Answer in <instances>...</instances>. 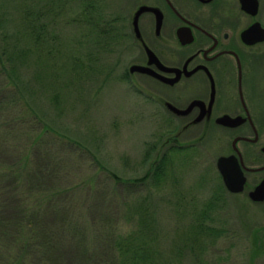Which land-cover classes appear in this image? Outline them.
<instances>
[{"label": "rangeland", "instance_id": "rangeland-1", "mask_svg": "<svg viewBox=\"0 0 264 264\" xmlns=\"http://www.w3.org/2000/svg\"><path fill=\"white\" fill-rule=\"evenodd\" d=\"M65 1L63 11L62 0H33L30 6L20 0H0V16L5 12L4 22H0V52L2 47L8 49L0 58L7 62L6 55L13 47L26 57L18 61L14 73L0 68L2 97L8 101L12 95L17 104L1 113L10 112L15 116L27 110L47 127L42 128L28 114L6 130L2 116L7 114H0L3 145L0 167L15 164L12 152L23 157L31 152V170L50 171L45 172V181L34 187L37 193L65 183L74 189V195H79L91 186L89 183L98 174L97 190L88 194L93 197L88 203L95 209V227L100 233L105 231L103 235L106 231L113 237L133 234L135 217L124 211L144 200L153 217L151 224H156L157 252L162 253L153 254V259L160 264H264V203L248 204L241 195L233 196L223 188L219 190L222 182L216 159L227 151L228 145L219 143L221 140L217 141L213 132L205 134V129L181 130L178 144L194 147L186 152V158L175 155L170 173L163 183L159 182L160 186L156 181L151 182L148 176L151 164L168 148L164 147V141L180 130V125L169 118L157 101L134 91L132 83L116 79L115 44L105 45L102 51L94 27L74 21L75 11L79 14L78 0ZM139 1L145 0H97L98 21L125 18ZM260 1L264 21V0ZM25 6L33 9V15L43 11L34 23L42 24L43 38L48 40L44 39L38 49L25 33L28 26L23 17ZM23 33L25 40L21 37ZM133 82L140 88L150 87L157 92L158 87L151 83L137 79ZM5 84L11 85L10 89ZM55 93L59 94L57 101H54ZM152 95L158 100L153 91ZM16 133L21 135L20 148L4 147V143L17 137L12 135ZM84 181L87 184L82 187ZM125 182H129L128 188ZM14 184L20 187L13 179L10 187L15 188ZM16 190L5 189L3 198L11 202L18 197L14 194ZM28 195L25 194L24 202L29 201ZM207 204L213 208L205 222L222 234L210 237L204 263L197 256V246L194 255L191 241L183 243L188 241L186 228ZM111 207L117 208L115 216L101 214Z\"/></svg>", "mask_w": 264, "mask_h": 264}, {"label": "flooded vegetation", "instance_id": "flooded-vegetation-1", "mask_svg": "<svg viewBox=\"0 0 264 264\" xmlns=\"http://www.w3.org/2000/svg\"><path fill=\"white\" fill-rule=\"evenodd\" d=\"M260 2L257 0L255 8L248 5L247 10L241 0L139 1L125 18L114 19L120 24L113 25L110 41L116 47V79L132 83L134 91L157 101L179 123L180 130L164 141V147H189L188 152L194 145L178 144L181 130L213 132L219 143L228 145L217 159L232 156L230 167L236 178H243L241 189L232 192L216 166L222 188L252 205L264 203V198L252 196L264 181V21ZM142 6L147 9L136 18ZM135 79L153 84L157 92L140 88Z\"/></svg>", "mask_w": 264, "mask_h": 264}, {"label": "trees", "instance_id": "trees-1", "mask_svg": "<svg viewBox=\"0 0 264 264\" xmlns=\"http://www.w3.org/2000/svg\"><path fill=\"white\" fill-rule=\"evenodd\" d=\"M20 1L29 6L33 2V0ZM73 2L75 3L77 1L74 0ZM53 3L51 2V5ZM64 3L66 1L62 0L63 11L65 10ZM78 3L80 4L79 14L75 11L74 21H79L85 25L94 27L97 42H99L100 48L103 51V47L110 44V41L113 39L114 19L98 21L97 14L99 8L97 0H78ZM29 6L23 7L25 25L28 24V30L26 29L25 33L27 37L30 36L32 38L38 49L39 44L44 39H47L43 38L44 28L42 24L39 23L38 25L40 26H38L34 23L35 17L39 20L43 11L41 14L35 13L33 15V9ZM63 11L61 14L65 15ZM4 14L5 12L3 13V17L0 16L1 23L4 22ZM21 37L23 40L26 39L24 33ZM12 49L6 55L5 59L7 62L1 59L2 55L7 53V47H2L0 52V59L2 61L0 68L6 71V73L9 71L14 73L18 61L26 58L22 57L21 52L15 49V47ZM23 51L25 53L24 49ZM9 80L11 85L14 84L11 79ZM11 85L5 84L4 86L10 89L9 86ZM13 89L16 90L15 88ZM2 94L3 88L0 87V114H7L6 116H2L5 121L6 130L7 128L10 130V127L14 123L20 122L22 116H28L30 114L32 118L36 119L35 115H32L33 113L31 114L27 110L19 111L20 113L18 112L15 116L10 112L1 113L17 105L12 95L8 101H4L6 98L4 96L2 97ZM53 97L54 101H57L59 94L55 93ZM36 120L40 124V121L38 119ZM41 127L45 130L47 129L43 124ZM12 135L17 137L12 138V141L8 143H4V147H13L17 150L20 148L18 139L21 135L19 133ZM60 144L63 146L64 143ZM69 144L65 145L73 148ZM1 146L3 145L0 143V151L3 150ZM186 150H190L189 147L167 148L163 155L155 159L151 164L148 173L149 180L151 182L153 181V183L156 181L155 184L157 183L160 186L159 182L163 183L170 173V166L173 164L175 155L182 154V158H186L184 156L186 155ZM73 152L75 151L73 150ZM12 157H15L12 158L15 164L11 162L0 167V264H160L157 260L153 259V254L162 253L159 250L157 252L159 246L156 238L157 228L156 224H151L153 217L146 204H144V200H140V202L135 203L131 208L124 211L131 212V218L135 217L133 220L136 222V229L133 231V234L128 235L127 233L113 237L106 231L103 235L105 231L100 233L95 227L93 222L95 209L88 203L93 198L88 196V194L90 195L91 193L92 195L97 190L95 181L98 174L89 183L91 186L88 185L79 195H74V191L72 193L74 189L68 188V185H65V183L53 189L50 188L51 190L45 193H37L34 187L42 183V181H45V172L49 170L46 168L45 170L38 169L39 171L36 170V172L31 170V152L25 154L24 157L12 152ZM29 172L30 174H28ZM104 174L110 176L108 173ZM13 179L17 180L20 187L15 184V188L10 187ZM86 184L87 182L85 183L84 181L82 187ZM123 184L128 188L127 185L129 182ZM140 184L145 183L142 182ZM78 186L81 185L79 184ZM16 188L17 190L14 194L18 197L15 199L12 198L11 202L6 201L3 198L4 194L2 191L5 189H11L13 191ZM21 188L23 195H21ZM87 188H90L89 190L91 192L87 191ZM219 190H222V183L219 186ZM26 193L29 194L27 196L29 201L24 202L23 198H25ZM75 202L77 205H75ZM212 208L207 204L193 217L195 222L190 223L185 231V238L188 241L183 243L185 245L191 241L190 244L193 248H190L191 251L195 255L196 250L198 252L197 256L204 263L207 260L203 255L211 242L209 241L210 237L213 235L216 237L222 234V231L221 233L217 232L216 229L209 226V224L207 225L205 222L209 214L208 212ZM116 211L117 208L114 209L111 207L105 212L102 210L101 214L110 213L115 216ZM50 219L54 221L50 222ZM195 246L197 247L194 250ZM178 247L180 246L178 245ZM7 258H9L8 261H6ZM195 258L198 259V257Z\"/></svg>", "mask_w": 264, "mask_h": 264}, {"label": "water", "instance_id": "water-1", "mask_svg": "<svg viewBox=\"0 0 264 264\" xmlns=\"http://www.w3.org/2000/svg\"><path fill=\"white\" fill-rule=\"evenodd\" d=\"M241 2L243 4V6L246 5L245 7H246L247 10H249L248 5H251V4H252V6L254 8L257 7V0H241ZM145 9H147V7H145V6L140 7L139 10L136 13V18L141 13V11H143ZM253 12H254V10H253ZM250 30L251 29H249L245 33L247 39L249 38ZM263 30L264 29H262V31ZM263 38H264V35L262 36V39ZM135 68L139 69L141 71L144 70V68H141V67H138V66H136ZM169 107L173 111H175L176 113H184V112H181L180 110L176 109L175 107H172V106H169ZM232 159H233L232 156H228V157L220 156L217 159L216 166H217V169H218V171H219V173H220V175L222 177V180H223L225 186L227 187V189L232 191V192H237L242 187L243 178H240V177L236 178L235 169L232 166L230 167ZM236 182H238L237 186H236V184H237ZM252 196L256 200H262L264 198V181L255 189V191L252 193Z\"/></svg>", "mask_w": 264, "mask_h": 264}]
</instances>
